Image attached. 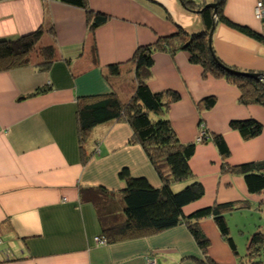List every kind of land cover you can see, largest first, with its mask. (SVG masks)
I'll return each mask as SVG.
<instances>
[{
  "label": "crops",
  "instance_id": "obj_1",
  "mask_svg": "<svg viewBox=\"0 0 264 264\" xmlns=\"http://www.w3.org/2000/svg\"><path fill=\"white\" fill-rule=\"evenodd\" d=\"M190 1L195 7L213 3ZM258 1L264 4V0H225L223 14L264 38V22L254 17ZM87 5V11L106 18L105 24L90 29L86 10L57 0H0V40L42 29L38 44L54 46L56 51L46 69L35 67L42 63L36 58L31 64L0 71V264H200L201 249L184 225L103 245L96 242L95 238H104L98 214L91 202H81L82 189L101 188L121 198L124 183L118 175L124 168L154 188L160 180L143 149L129 143L132 132L127 123L100 124L82 140L76 124L80 97L114 90L128 100L135 87L130 61L137 48L180 30L201 32L199 10L186 9L180 0H87ZM211 44L225 66L264 74L261 42L216 23ZM118 64L120 75L108 76L109 66ZM148 87L153 93L179 95L167 118L180 142L195 143L204 131L220 134L231 151L229 164L264 159V106L241 104L236 86L204 76L199 65L189 62L187 52H155ZM208 97H214V106L199 111L198 103ZM248 119L259 122L262 132L246 141L229 125ZM83 155L89 156L83 160ZM218 156L211 142L196 143L189 167L204 195L207 180L210 185L216 178V190L209 199L203 195L185 206L183 214L240 201L248 203L243 209L263 211L264 191L250 194L241 177L220 173ZM242 210L226 214L236 255L211 218L199 222L214 263L239 264L250 237L261 232L263 226L257 224L243 233L244 226L236 222ZM234 227H240V236L246 235L243 251L233 239Z\"/></svg>",
  "mask_w": 264,
  "mask_h": 264
},
{
  "label": "trees",
  "instance_id": "obj_2",
  "mask_svg": "<svg viewBox=\"0 0 264 264\" xmlns=\"http://www.w3.org/2000/svg\"><path fill=\"white\" fill-rule=\"evenodd\" d=\"M57 1L86 11L88 9L87 0ZM180 1L190 11L198 8L203 23L201 32L188 34L180 30L174 35L158 38L151 45L138 47L130 61L134 67L135 87L128 100L123 101L114 90L105 95L80 97L77 100L76 124L79 140L87 137L92 129L100 124L111 121L127 123L132 132L129 143L139 145L143 149L160 180V186L154 188L145 178H135L124 168L118 175L124 183V188L120 191L121 198L108 194L101 188H88L80 191V200L91 202L95 206L101 235L107 242L134 238L145 233H159L184 225L201 249L203 259L200 264H216L207 255L209 240L200 229L199 222L211 218L222 239L236 255L226 214L247 208L248 203L247 201L214 203L188 216L183 214L185 206L200 200L204 195L203 186L189 167L196 142L186 144L180 142L167 118L170 104L177 101L179 95L173 91L153 93L148 87L153 54L167 52L173 55L178 51H185L188 53L189 62L199 65L204 76L211 75L224 79L236 86L240 91L241 104L264 106V74H260L261 80H254L228 72L226 69L237 70L225 66L215 56L212 44L209 46L208 36L216 23H223L262 44L264 38L247 27L229 21L223 14L225 0H213L217 5L215 18L213 10L205 8L206 4L195 7L191 1ZM87 12L90 29L105 24L106 18L103 15ZM43 33L42 29H38L24 36L0 40V71L31 64L32 59L36 58L42 59V63L35 67L46 69L55 58L56 51L54 46L38 44ZM120 72L119 64L108 68V76L116 77ZM214 103V97L205 98L198 103L197 109L208 110ZM229 126L246 141L259 136L262 132V125L253 119L231 121ZM206 142H211L217 149L221 159L220 173L241 177L250 194L259 195L264 191V159L231 165L228 163L231 151L222 135L208 132L206 134L204 131L201 143ZM88 156L83 155V160ZM183 183H186L183 188L177 192L173 191V186ZM120 204L123 207H120ZM263 251L264 234L256 232L249 239L247 254L239 259L238 263L260 264L255 260Z\"/></svg>",
  "mask_w": 264,
  "mask_h": 264
},
{
  "label": "rangeland",
  "instance_id": "obj_3",
  "mask_svg": "<svg viewBox=\"0 0 264 264\" xmlns=\"http://www.w3.org/2000/svg\"><path fill=\"white\" fill-rule=\"evenodd\" d=\"M209 76H211V75H209ZM211 77H213V76H211ZM229 129H231V128H229ZM232 131L236 132L233 129H232ZM259 136H257V137H259ZM218 158H219V156H218ZM218 167L220 168V161L218 162ZM237 177H239V176H237ZM216 182L217 181H216V178H215L213 180V182H211L210 185H209V180H207V188L205 187L204 199H209V197L215 193ZM185 185H186V183L177 184V185L173 186L172 189H173L174 192H177L178 190L183 188ZM242 211H243L242 217L238 218L236 222H237V224L239 226H244L243 233L246 234L247 230L254 228V226L257 225V224H260V225L263 226V228H261L260 231L264 234V209H263V211H257L255 209H251V210L243 209ZM255 219H257V221L259 223ZM234 220H236V219H234ZM254 222H257V223H254ZM234 230H235V232H234ZM232 231L235 234L233 239L236 240V242H237L236 245L238 244V248L241 251H243V248L245 247L246 235L244 234L243 236H240V234L237 233L238 231H241L240 227H238V230L235 229V227H234V228H232ZM222 241H224V240L222 239ZM225 244L227 245V242H225ZM255 261L259 262L260 264H264V251Z\"/></svg>",
  "mask_w": 264,
  "mask_h": 264
},
{
  "label": "water",
  "instance_id": "obj_4",
  "mask_svg": "<svg viewBox=\"0 0 264 264\" xmlns=\"http://www.w3.org/2000/svg\"><path fill=\"white\" fill-rule=\"evenodd\" d=\"M205 8H211L213 10V17L215 18L216 13H217V5L215 3H208L205 5ZM199 12V11H198ZM237 25V24H236ZM214 27H212L209 36H208V42H209V46H211V39H212V34L214 31ZM245 27V26H243ZM228 72H230L231 74L237 75V76H242V77H246V78H250V79H254V80H258L260 77V74L258 73H250V72H239V71H234V70H229L226 69Z\"/></svg>",
  "mask_w": 264,
  "mask_h": 264
},
{
  "label": "built area",
  "instance_id": "obj_5",
  "mask_svg": "<svg viewBox=\"0 0 264 264\" xmlns=\"http://www.w3.org/2000/svg\"><path fill=\"white\" fill-rule=\"evenodd\" d=\"M190 1V0H188ZM254 17L255 19H257L258 21L264 22V4L261 1H258L255 4L254 7ZM202 135L203 133H199L197 139H196V143H201L202 142ZM96 242L100 245L106 244L107 240L105 238H95Z\"/></svg>",
  "mask_w": 264,
  "mask_h": 264
},
{
  "label": "bare ground",
  "instance_id": "obj_6",
  "mask_svg": "<svg viewBox=\"0 0 264 264\" xmlns=\"http://www.w3.org/2000/svg\"><path fill=\"white\" fill-rule=\"evenodd\" d=\"M259 79L261 80V77H259Z\"/></svg>",
  "mask_w": 264,
  "mask_h": 264
}]
</instances>
